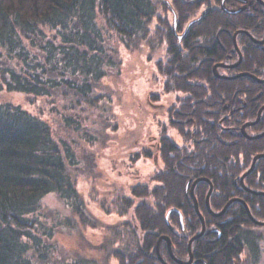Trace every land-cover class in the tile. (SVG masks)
Here are the masks:
<instances>
[{"label": "trees", "instance_id": "1", "mask_svg": "<svg viewBox=\"0 0 264 264\" xmlns=\"http://www.w3.org/2000/svg\"><path fill=\"white\" fill-rule=\"evenodd\" d=\"M214 1L216 9L202 17L193 0H0V264H162L156 245L163 236L185 263L190 239L202 230L190 197L199 178L213 185L214 213L238 198L264 222V196L241 185L254 158L264 154V137L248 140L241 131L264 106V84L247 76L220 80L213 70L238 62L237 33L242 62L218 73L264 79V50L247 45L242 32L251 28L239 3ZM263 37L264 29L256 32ZM121 45L131 53L148 48L161 54L156 68L164 93L188 95L168 118L189 145L178 146L162 125L163 167L150 180L156 185L137 184L128 196L118 189L95 200L101 212L117 218L110 224L89 209L79 182L102 177L93 151L112 127L104 80L122 65ZM21 95L31 110L9 99ZM262 133L264 110L245 130L250 137ZM152 156L143 150L134 159ZM243 183L264 193V158ZM209 188L199 182L194 190L206 233L192 243L193 263L261 264L264 227L254 225L239 202L213 219L206 209ZM174 209L183 215V228L175 211L166 223ZM225 218L242 226H218L213 233L210 225ZM90 231L103 233L99 243L88 238ZM62 236L73 246L60 242ZM159 254L166 264H179L167 241Z\"/></svg>", "mask_w": 264, "mask_h": 264}, {"label": "rangeland", "instance_id": "2", "mask_svg": "<svg viewBox=\"0 0 264 264\" xmlns=\"http://www.w3.org/2000/svg\"><path fill=\"white\" fill-rule=\"evenodd\" d=\"M119 48L122 65L118 72L104 80L106 92L112 101L109 118L112 127L105 130L98 147L93 151L102 177L79 182V191L89 209L110 224L117 222V218L107 216L99 210L98 203L103 198L116 195L118 189L128 196L130 188L137 184L156 185L150 180L154 172L163 167L159 152L162 125L167 126L168 134L179 146L185 144L170 126L168 118L169 109L177 105L184 94L164 93V79L156 68L157 60L163 58L161 54L152 53L148 48L134 53L127 51L123 45ZM9 99L21 102L24 108L31 110L22 95L21 98L12 96ZM143 150H151L153 156L134 159ZM112 184L116 187L113 188ZM54 202L57 203L56 200ZM102 234L100 231H90L87 236L93 243H99ZM58 239L68 247L73 246V242L67 237ZM260 258L261 264H264V243Z\"/></svg>", "mask_w": 264, "mask_h": 264}, {"label": "flooded vegetation", "instance_id": "3", "mask_svg": "<svg viewBox=\"0 0 264 264\" xmlns=\"http://www.w3.org/2000/svg\"><path fill=\"white\" fill-rule=\"evenodd\" d=\"M187 1V0H186ZM194 2H195V4L194 5H199V12L197 13V14H199V13H201V15L200 16H204V14H206V13H208V12H210L211 10H213V9H216L215 8V6H216V4H215V1L214 0H193ZM225 1H233V2H237V3H239L240 4V6L241 7H243V13H244V15H245V17H246V20H245V22H246V24H247V26L249 27V28H251L250 29V31H246V30H244L243 32H242V34H244L245 36H246V40H247V45H249L250 46V44H249V42H253L254 44H256V45H258V46H260V47H262L263 48V50H264V44H258V42H263L264 41V37L263 38H261V39H258V38H256V32H261V31H263V29H264V0H253V3H255L256 2V4H258L259 6H256V5H251V1L250 0H222V2H225ZM261 3H260V2ZM197 2V3H196ZM230 3H232V2H230ZM263 3V4H262ZM242 4V5H241ZM263 9H262V8ZM237 13H239L240 11H236ZM232 13V12H231ZM196 14V15H197ZM209 14H212V13H209ZM206 16V15H205ZM201 17V18H202ZM253 22V23H252ZM186 26V25H185ZM189 26V25H188ZM185 29V27L183 28V30ZM174 30V29H173ZM182 30V31H183ZM187 30H188V27L185 29V31H184V33L181 35V38L182 39H184V36H185V34L187 33ZM234 40V39H233ZM235 44L237 45V43L234 41V47H235ZM237 47H238V45H237ZM235 49H236V47H235ZM238 49H239V51H237V49H236V51L238 52V55H239V60H238V62H236V63H234V64H231V65H226V64H217V65H222V66H219V67H217V69L215 70V75H217V76H219V77H223V78H231V76L232 75H228L226 72H223V73H218V69L219 68H221V67H223L224 69H230V70H236L238 67H239V65L241 64V62H242V59H243V57H242V53H241V50H240V48L238 47ZM240 56H241V59H240ZM240 62V63H239ZM239 63V64H238ZM217 65H215V66H217ZM214 66V67H215ZM214 70V69H213ZM239 75H243V76H247V77H249V78H251V79H253L254 81H256V82H258L259 84H264V79H259L258 77H256V76H254V75H252L251 73H249V72H244V73H239L238 75H233L232 77H237V76H239ZM242 76V77H243ZM260 82H262V83H260ZM173 93H181V92H173ZM170 94V93H169ZM184 94V93H183ZM186 98H188V95H186V94H184V96L183 97H181V98H179V100H181V101H184V100H186ZM179 103V102H178ZM181 104H183L182 102H181ZM178 105V104H177ZM174 106V105H173ZM176 106V105H175ZM264 107V106H263ZM170 110V109H169ZM261 110V109H260ZM259 110V111H260ZM263 111V110H262ZM262 113V112H261ZM231 115H233V114H231ZM257 118H258V116H257ZM260 118H261V116H260ZM260 121V120H259ZM256 122V121H255ZM255 122H252V123H246V124H244L243 125V127L245 126V125H251V124H253V123H255ZM251 126H253V125H251ZM242 127V128H243ZM249 127V126H248ZM242 128H241V131H242ZM247 128V127H246ZM246 128H245V130H246ZM244 135V134H243ZM170 136V135H169ZM170 138L176 143V141H175V139L172 137V136H170ZM183 139V138H182ZM184 140V139H183ZM185 143V142H184ZM177 144V143H176ZM178 145V144H177ZM189 144H187V143H185L183 146H188ZM179 146V145H178ZM183 146H180V147H183ZM261 155H264V154H261ZM262 159V158H261ZM201 179H206V178H199V179H196L195 181H197V180H201ZM208 180V179H207ZM194 181V182H195ZM209 181V180H208ZM193 182V183H194ZM199 182H206V181H199ZM198 182V183H199ZM210 182V181H209ZM193 183H192V185H193ZM197 183V184H198ZM208 183V182H207ZM191 185V186H192ZM196 187V186H195ZM190 197H191V195H190ZM211 197V196H210ZM229 202H232L231 204H233V203H235V202H239V203H242L243 205H244V207L246 208V206H247V204L245 203V201L244 200H241V199H238V198H232L231 200H229L227 203H229ZM226 203V204H227ZM209 204H210V201H209ZM230 204V205H231ZM246 204V205H245ZM192 206H194V202H193V205ZM210 206V205H209ZM248 207V206H247ZM194 208V207H193ZM206 209H207V205H206ZM210 209H211V207H210ZM224 209V208H223ZM223 209H222V211H223ZM249 209V208H248ZM208 210V209H207ZM227 210V209H226ZM211 211H212V209H211ZM221 211V212H222ZM221 212H219V213H214L213 211H212V213L213 214H220ZM249 212H250V210H249ZM225 213H226V211L224 212V214L222 215V216H219V217H217V216H213V215H211L210 213V215L213 217V219H222L223 217H224V215H225ZM197 215V214H196ZM181 225V224H180ZM223 225H226V226H242V224L240 223V221H238V220H227L226 218L225 219H223V220H219L218 221V223L216 224H211L210 226L213 228L212 230V232L214 233L215 232V227H221V226H223ZM264 227V226H263ZM205 233H206V231H205ZM204 233V234H205ZM163 237H166V236H163ZM168 244V243H167ZM189 254V253H188ZM192 257H193V255H192ZM172 258V257H171ZM174 260V259H173ZM189 260H190V257H189ZM175 261V260H174ZM193 258H192V262L190 263V264H195V263H193ZM176 262H178V261H176ZM189 261H187V262H185V263H188ZM179 263V262H178ZM180 264V263H179Z\"/></svg>", "mask_w": 264, "mask_h": 264}, {"label": "water", "instance_id": "4", "mask_svg": "<svg viewBox=\"0 0 264 264\" xmlns=\"http://www.w3.org/2000/svg\"><path fill=\"white\" fill-rule=\"evenodd\" d=\"M259 2H260V1H259ZM260 3H261V2H260ZM262 4H263V3H262ZM176 28H177V19H176V17H174V24H173V29H174V31H176ZM236 36H237V33L234 35V38H233L235 42H236ZM258 44H264V41H263V42H258ZM235 47H236L237 51H239V49H238V47H237L236 44H235ZM240 59H241V56H240ZM239 63H240V62H239ZM239 63H238V64H239ZM219 66H221V65H217V66L214 67V72H215V70L217 69V67H219ZM242 76H243V75H239V76L234 77V78H223V77H219V76H217V77H218L220 80H235V79H238V78H240V77H242ZM260 83H262V82H260ZM262 110H264V107H262L261 110L259 111V113H258V118H257L256 122L253 123V124H251V125H255V124H257V123L259 122ZM251 125L248 124V125H245V126L242 128V133L244 134V136H245L248 140H257V139H261V138H263V137H264V133H262L261 135L256 136V137H250V136H247V135L245 134V128L248 127V126H251ZM259 158H264V155H258V156H256V157L254 158L250 170H249L245 175H243V177L241 178V185H242L243 189H245L248 193H250V194H252V195H263V196H264V193L258 194V193L254 192V191H251V190L247 189V188L245 187L244 183H243L245 177L248 176V175L254 170V167H255L256 161H257ZM199 181H206V182H208L209 185H210L209 191H208L207 196H206V205H207L208 212H209L211 215H213V216H217V217L222 216V215L224 214V212L226 211V209H227V208L230 206V204L232 203V202L227 203V204L225 205L223 211H222L220 214H213L212 211H211V209H210V206H209V205H210V204H209L210 196H211V194H212V192H213V185H212L207 179H201V180H197V181H195V182L193 183V185L191 186V189H190V195H191V199H192L193 202H194V209H195V212H196L198 218H199L200 221H201V224H202V230H201L200 234H198V235H196L195 237L191 238L190 241H189V243H188V253H189V257H190V260H189L188 263H182V262L178 261V260L173 256V254H172L170 239H169L168 237H161V238L158 240V242H157V245H156V251H157V256H158V258H159V261H160L162 264H166V263L163 261V259L161 258L160 254H159V245H160V243H161L162 241H167V243H168V249H169V252H170V255H171L172 259H174L175 261H178L180 264H190V263L192 262V258H193V257H192V251H191L192 243H193L194 241L200 239V238L204 235V233H205V231H206L205 220H204V217L202 216V214L200 213V210H199V204H198V201H197V199L195 198V194H194L195 186L197 185V183H198ZM245 205H246V204H245ZM246 210H247V213H248V215H249V217H250V220L252 221V223H253L254 225H256V226H264V222H258V221H256V220L252 217V215H251V213L249 212V209H248L247 206H246ZM174 211H175L176 213L179 214V217H180V224H181V227L183 228V227H184L183 215L180 213L179 210H176V209L171 210V211L168 212V214H167V216H166V223H167V224L169 223V215H170V213H172V212H174Z\"/></svg>", "mask_w": 264, "mask_h": 264}]
</instances>
